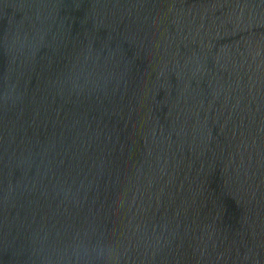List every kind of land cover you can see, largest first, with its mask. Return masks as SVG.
Segmentation results:
<instances>
[{
	"label": "water",
	"instance_id": "95a60500",
	"mask_svg": "<svg viewBox=\"0 0 264 264\" xmlns=\"http://www.w3.org/2000/svg\"><path fill=\"white\" fill-rule=\"evenodd\" d=\"M0 264H264V0H0Z\"/></svg>",
	"mask_w": 264,
	"mask_h": 264
}]
</instances>
